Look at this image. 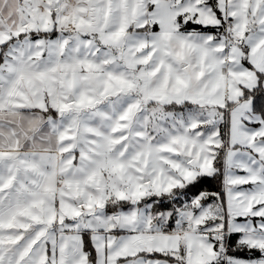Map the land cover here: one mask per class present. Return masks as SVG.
Listing matches in <instances>:
<instances>
[{
    "label": "snow or ice",
    "instance_id": "1",
    "mask_svg": "<svg viewBox=\"0 0 264 264\" xmlns=\"http://www.w3.org/2000/svg\"><path fill=\"white\" fill-rule=\"evenodd\" d=\"M0 264H264V0H0Z\"/></svg>",
    "mask_w": 264,
    "mask_h": 264
},
{
    "label": "trees",
    "instance_id": "2",
    "mask_svg": "<svg viewBox=\"0 0 264 264\" xmlns=\"http://www.w3.org/2000/svg\"><path fill=\"white\" fill-rule=\"evenodd\" d=\"M204 186H205V187H211V188H213V189H215V188L217 187L215 181L211 182L210 184H206V185H204Z\"/></svg>",
    "mask_w": 264,
    "mask_h": 264
}]
</instances>
